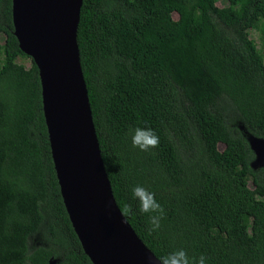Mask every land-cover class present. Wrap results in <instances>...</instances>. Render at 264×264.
<instances>
[{
	"label": "trees",
	"instance_id": "1",
	"mask_svg": "<svg viewBox=\"0 0 264 264\" xmlns=\"http://www.w3.org/2000/svg\"><path fill=\"white\" fill-rule=\"evenodd\" d=\"M218 2L84 0L81 64L115 199L146 246L160 260L184 248L208 264H264V166L252 146L264 141V0ZM12 6L0 0V264H93L64 204L39 69L20 61L30 57ZM144 125L160 138L147 152L130 139ZM137 183L165 210L157 231L131 198Z\"/></svg>",
	"mask_w": 264,
	"mask_h": 264
},
{
	"label": "water",
	"instance_id": "2",
	"mask_svg": "<svg viewBox=\"0 0 264 264\" xmlns=\"http://www.w3.org/2000/svg\"><path fill=\"white\" fill-rule=\"evenodd\" d=\"M83 1L12 6L20 49L39 69L61 194L93 264H161L121 211L103 161L77 41Z\"/></svg>",
	"mask_w": 264,
	"mask_h": 264
},
{
	"label": "clouds",
	"instance_id": "3",
	"mask_svg": "<svg viewBox=\"0 0 264 264\" xmlns=\"http://www.w3.org/2000/svg\"><path fill=\"white\" fill-rule=\"evenodd\" d=\"M130 139L132 147L142 152L155 149L160 143L156 130L148 125L130 129ZM129 191L131 198L138 202L140 213L149 214V231H157L161 226L165 210L157 200L156 194L139 183L132 185ZM208 259L203 253L198 257L190 256L186 249L176 248L163 257L161 264H208Z\"/></svg>",
	"mask_w": 264,
	"mask_h": 264
},
{
	"label": "rangeland",
	"instance_id": "4",
	"mask_svg": "<svg viewBox=\"0 0 264 264\" xmlns=\"http://www.w3.org/2000/svg\"><path fill=\"white\" fill-rule=\"evenodd\" d=\"M219 6L224 5V0H219L218 2ZM251 38L255 39L258 42L259 48H262V42H261V33L258 30H250ZM4 39L2 38V41ZM21 62L25 63L27 67H30L32 64V58H21ZM253 147L257 153V161L255 162V167L264 166V142L258 139H252ZM221 148H224V145H221ZM252 186V185H251Z\"/></svg>",
	"mask_w": 264,
	"mask_h": 264
}]
</instances>
